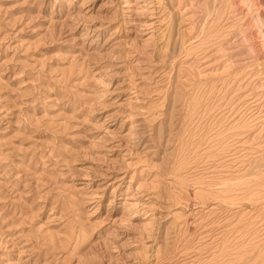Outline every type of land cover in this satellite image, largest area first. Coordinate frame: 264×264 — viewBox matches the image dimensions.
<instances>
[{"label": "rangeland", "instance_id": "374dc122", "mask_svg": "<svg viewBox=\"0 0 264 264\" xmlns=\"http://www.w3.org/2000/svg\"><path fill=\"white\" fill-rule=\"evenodd\" d=\"M0 264H264V0H0Z\"/></svg>", "mask_w": 264, "mask_h": 264}]
</instances>
